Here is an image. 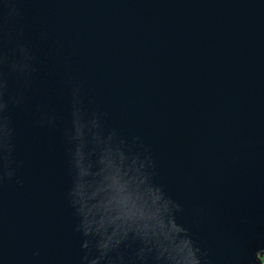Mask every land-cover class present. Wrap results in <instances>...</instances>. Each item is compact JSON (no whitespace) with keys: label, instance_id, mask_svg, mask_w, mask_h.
Wrapping results in <instances>:
<instances>
[{"label":"water","instance_id":"1","mask_svg":"<svg viewBox=\"0 0 264 264\" xmlns=\"http://www.w3.org/2000/svg\"><path fill=\"white\" fill-rule=\"evenodd\" d=\"M0 264H264V0H0Z\"/></svg>","mask_w":264,"mask_h":264}]
</instances>
